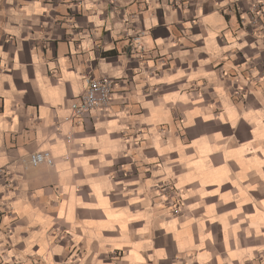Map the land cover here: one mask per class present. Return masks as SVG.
<instances>
[{
    "label": "crops",
    "instance_id": "crops-1",
    "mask_svg": "<svg viewBox=\"0 0 264 264\" xmlns=\"http://www.w3.org/2000/svg\"><path fill=\"white\" fill-rule=\"evenodd\" d=\"M258 1L0 0V264H264Z\"/></svg>",
    "mask_w": 264,
    "mask_h": 264
},
{
    "label": "built area",
    "instance_id": "built-area-1",
    "mask_svg": "<svg viewBox=\"0 0 264 264\" xmlns=\"http://www.w3.org/2000/svg\"><path fill=\"white\" fill-rule=\"evenodd\" d=\"M263 1H258L252 6L254 15L250 19L251 25L258 24L257 15L263 12ZM258 81L264 80V71L257 75ZM85 92L73 100L70 109L73 117L80 123L83 118L93 112L108 111L111 108L113 99L117 93V83L114 79L108 77H96L93 73L88 72L84 76ZM66 159L69 156L65 157ZM32 167H38L42 164L53 166L55 159L52 154L46 152H36L29 156V162ZM159 196L164 199L173 215H180L183 208L182 197L174 187L168 185H160L158 187Z\"/></svg>",
    "mask_w": 264,
    "mask_h": 264
},
{
    "label": "rangeland",
    "instance_id": "rangeland-1",
    "mask_svg": "<svg viewBox=\"0 0 264 264\" xmlns=\"http://www.w3.org/2000/svg\"><path fill=\"white\" fill-rule=\"evenodd\" d=\"M263 71H264V68H263L262 71H259L256 75H254V76L252 77L253 80L256 81V82H260V81L257 80V75H258L260 72H263ZM263 81H264V80H263ZM261 82H262V81H261ZM242 93H243V92L237 93L236 96H237V97H240V96H242Z\"/></svg>",
    "mask_w": 264,
    "mask_h": 264
}]
</instances>
